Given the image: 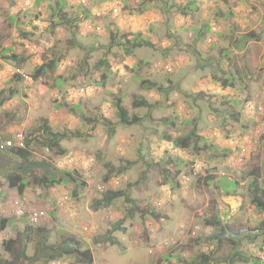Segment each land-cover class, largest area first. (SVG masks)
<instances>
[{"label": "rangeland", "instance_id": "obj_1", "mask_svg": "<svg viewBox=\"0 0 264 264\" xmlns=\"http://www.w3.org/2000/svg\"><path fill=\"white\" fill-rule=\"evenodd\" d=\"M50 58L56 69L33 80ZM134 97L151 107L131 108ZM116 100L143 124H121ZM0 102V142L17 131L30 142L27 160L0 151L2 264H87L69 235L92 264L209 253L207 264H264V217L249 196L264 181V0H0ZM43 120L63 156L37 131ZM188 136V149L172 143ZM52 169L71 177L33 180ZM10 175H21L22 194ZM108 191L122 196L107 204ZM212 216L225 228L208 225ZM212 236L223 239L216 250Z\"/></svg>", "mask_w": 264, "mask_h": 264}, {"label": "trees", "instance_id": "obj_2", "mask_svg": "<svg viewBox=\"0 0 264 264\" xmlns=\"http://www.w3.org/2000/svg\"><path fill=\"white\" fill-rule=\"evenodd\" d=\"M11 2V1H10ZM65 5L64 2H56L54 5V12L55 15L57 17L58 21H63V23H68V20L66 19L68 15H64L63 12V6ZM191 7V6H190ZM206 30L209 29L208 26H206L205 28ZM96 34V33H95ZM200 34V33H199ZM133 46L138 45L137 43H132ZM132 46V47H133ZM126 51H128V53L132 52V48H128ZM164 55L168 54V50H164L162 52ZM13 60H15L17 58V56L15 55L14 52L10 53V56ZM146 60H142V62H145ZM57 66V61L53 58L50 59H46L45 61H42V63L35 69L34 74L32 76L33 80H38L40 79L43 75H45L46 73L52 72L56 69ZM166 73V72H165ZM19 74L16 73V78L21 79L20 76H18ZM72 77V76H71ZM144 87L147 88H156L157 85H155V83H148L147 81H142L141 84ZM97 90V89H96ZM159 90H164V88H160ZM1 104V102H0ZM146 107H151V105H149V103H147L146 99L143 97H134V100L131 103V108L133 109H138V108H146ZM116 110H117V114L119 116V120L121 124H125V125H133L135 123H138L140 121V119L136 116L131 117L129 115V111L127 108L123 107L121 105V101L120 100H116ZM166 120L163 119V122H165ZM42 134L47 135V137H53V141L51 138H48V144L46 145L48 147V149H50L51 151L56 150L57 154L59 155H64L65 151L58 145V141L55 142L54 137L55 134L52 133V131L50 130V128L48 127V125H46V121L43 120V122L39 125V127L37 128V131H40ZM59 136V135H56ZM11 138V137H9ZM9 138H3V141L0 142V146L1 144L5 143V141L9 140ZM191 140L190 137H184V138H180L177 139L178 142V148L180 149H188V141ZM23 142L25 143L22 147L20 146H11L6 148V154H12L15 156L20 157L23 160H27L29 158V146H30V142L28 140H23ZM2 150V151H5ZM256 172H254L257 176H258V171L257 169L255 170ZM60 172V171H59ZM57 171V169H52V171L50 173H52V175H44L42 177H34V181H42L44 183L45 186L51 187V186H55L58 184H62L64 183V177L69 178L70 173L67 171H63L62 172V176H60L59 173ZM110 176L105 178V183H107L110 180ZM8 182H9V186H11V188H16L17 192L19 194H22L25 188L26 183H24V181L21 178V175L16 176V175H10L7 178ZM77 183V187H83L84 188V183L78 182ZM226 185L224 186L225 190L227 191V194L229 195L230 192H232L231 190H233L236 186V183L234 181L228 180L225 182ZM76 194L74 193V196ZM122 196L121 192H115V191H108L107 193H105L104 198H103V202L109 204L112 202V200L116 199V198H120ZM249 196H250V203L253 206V208L264 217V181L260 182L258 181L257 177L253 179V181L250 183L249 185ZM206 223L210 226H212L213 228H217L219 226H223V228H225L227 221L226 218H224V225L222 224V221H220V219H218L217 217H205ZM8 221L6 219L0 220V230L4 231L6 229ZM38 229L39 232H43L42 228H36ZM227 229V228H226ZM226 231V230H224ZM255 231V230H254ZM253 232V231H251ZM258 232V231H257ZM259 233V232H258ZM260 234V233H259ZM258 236V234L255 231L254 237ZM229 239L234 242L230 237ZM210 241L211 244H213L212 248L213 249H217L218 245L220 243H222L223 239L222 237H218V236H212L208 239ZM72 244L75 246V250H78L77 253L79 254L80 260L86 262L87 264H92L93 263V259L91 257V253L86 250V251H80L79 250V243L76 241L74 236H66L64 239V244ZM15 244V239L14 240H8L7 242H4V248L9 251L12 252V248ZM240 245V244H239ZM239 245L235 246V250L234 253H236L237 251H241L239 247ZM189 250H191V247H188ZM244 251V250H243ZM260 251L262 253H264V246L260 247ZM169 259V258H168ZM211 260V253H209L208 255L206 254H201V255H197L193 258H189V259H179L180 264H207L208 262H210ZM257 261V260H256ZM3 262H0V264H2ZM5 263V262H4ZM159 264V263H157Z\"/></svg>", "mask_w": 264, "mask_h": 264}, {"label": "built area", "instance_id": "obj_3", "mask_svg": "<svg viewBox=\"0 0 264 264\" xmlns=\"http://www.w3.org/2000/svg\"><path fill=\"white\" fill-rule=\"evenodd\" d=\"M116 11L117 10H114V13H116ZM164 67L166 69H169L168 65H165ZM23 140H24V135L21 132H17L15 134V136H14V140H7L4 144H1L0 149H6V148L11 147V146H20V147H22L24 145ZM245 152H246V150L242 148L241 155H244ZM17 214L23 215V211L22 210H18ZM41 215H42V213L34 212L33 216H32V220L35 221V222L38 221L40 219Z\"/></svg>", "mask_w": 264, "mask_h": 264}, {"label": "crops", "instance_id": "obj_4", "mask_svg": "<svg viewBox=\"0 0 264 264\" xmlns=\"http://www.w3.org/2000/svg\"><path fill=\"white\" fill-rule=\"evenodd\" d=\"M261 23H262V20L259 21V22H257L256 24H257V25H260ZM239 39H241V41H240L239 43L236 44V48H237V49H238V48H242V47H243V44L245 43V41H244L241 37H239ZM221 52H223V51H221ZM212 61H213V60H212ZM199 67H200V66H199ZM250 82H251V81H250ZM249 84H250V83H249ZM143 120H144V119L140 120L137 124L142 125V124H143ZM169 134H171V133H169ZM165 136H166V134H163V135H162V137H165ZM175 141H177V140L174 139V140L172 141V143L175 142ZM170 144H171V143H170ZM175 150H176V149H175ZM159 152H160V148H159Z\"/></svg>", "mask_w": 264, "mask_h": 264}, {"label": "clouds", "instance_id": "obj_5", "mask_svg": "<svg viewBox=\"0 0 264 264\" xmlns=\"http://www.w3.org/2000/svg\"><path fill=\"white\" fill-rule=\"evenodd\" d=\"M172 72H173V69H172ZM166 73H171V72H167L166 71ZM18 132V131H17ZM16 132V133H17ZM16 133H14V135H13V137L11 138V139H9V140H14V136H15V134ZM24 135V134H23ZM24 140H25V136H24ZM6 142V141H5ZM3 144V143H2ZM25 144V143H24ZM17 145V144H16ZM180 149V148H179ZM2 150H5V149H0V151H2ZM183 150V149H182ZM185 150V149H184ZM176 152H178V150L176 149ZM246 153V152H245ZM244 153V154H245ZM241 155V154H240ZM242 156V155H241ZM159 206H161V205H159ZM19 210H21V209H19ZM23 211V210H22ZM34 213V212H33ZM37 213H40V212H37ZM17 214V213H16ZM17 215H19V214H17ZM20 216V215H19ZM22 217L24 216V211H23V215H21ZM42 216V215H41ZM41 216H40V219L38 220V221H40L41 220ZM31 218V220H32V216L30 217ZM33 221V220H32ZM38 221H36V222H38ZM257 263L256 264H261V262L260 261H256Z\"/></svg>", "mask_w": 264, "mask_h": 264}]
</instances>
